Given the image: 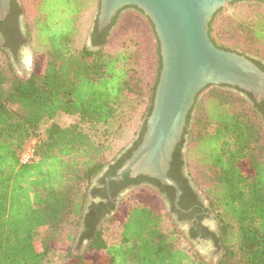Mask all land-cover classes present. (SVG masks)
Instances as JSON below:
<instances>
[{"label": "trees", "instance_id": "16d2710c", "mask_svg": "<svg viewBox=\"0 0 264 264\" xmlns=\"http://www.w3.org/2000/svg\"><path fill=\"white\" fill-rule=\"evenodd\" d=\"M99 7L100 0H11L0 21V264H41L55 249L65 250L64 264H207L165 210L125 196L104 221L87 212L93 180L126 148L119 146V108L148 86L135 149L161 68L157 42V77L146 84L135 67L143 56L107 50L108 30L99 32L96 21L88 47L84 32ZM247 7L227 19L225 39L255 49L264 60V3ZM24 10L27 22L21 21ZM14 32L39 58L25 79L11 60H17ZM252 61L264 71V63ZM206 89L180 146L188 175L216 219V264H264V101L225 86ZM60 116L72 123L61 126ZM29 143L34 158L21 164ZM121 163L110 167L112 174ZM112 222L120 233L108 244L106 224ZM84 242L85 251L75 254Z\"/></svg>", "mask_w": 264, "mask_h": 264}, {"label": "water", "instance_id": "95a60500", "mask_svg": "<svg viewBox=\"0 0 264 264\" xmlns=\"http://www.w3.org/2000/svg\"><path fill=\"white\" fill-rule=\"evenodd\" d=\"M233 1L240 0H100L98 31L123 8L137 9L152 23L161 64L142 140L107 183L126 173L144 175L174 186L179 196L166 172L197 96L208 87L225 86L250 94L257 104L264 99V71L250 58L220 48L209 36L214 14ZM10 3L0 0V21Z\"/></svg>", "mask_w": 264, "mask_h": 264}, {"label": "rangeland", "instance_id": "374dc122", "mask_svg": "<svg viewBox=\"0 0 264 264\" xmlns=\"http://www.w3.org/2000/svg\"><path fill=\"white\" fill-rule=\"evenodd\" d=\"M15 1L16 3L21 4V0H15ZM251 3H255V0L233 1V2H230L224 5V7L219 9L214 14L211 22L209 23V36L214 44L218 45L219 47L223 49L240 53L252 60L254 59L256 61H260L264 63V60H262L263 56H261L260 52L256 51L253 48H249L248 46L242 45V44L231 43L229 42V40L225 39V37L228 35L227 27L225 26V22L227 21V19L234 17L235 15L245 14L249 9V7L247 6ZM96 15L98 14H95L89 20L87 30L85 29V32H84L85 43L87 44L88 47L93 46L90 35L95 26V21L97 25ZM29 18H30L29 11L24 10L23 16H21V21L24 19V22H27ZM112 22L113 21H111V23L105 27L108 30L107 34H108V39H109V43L106 46L107 50L112 51V52L113 51L121 52L122 54L126 56H128L130 53H136V54H139V56H143L144 68H141L143 61L141 64L139 61H137L135 64V67L138 69V72L142 75L144 81L146 79V84L152 83V81L156 79L157 72H158V69H157L158 68L157 41H156L154 33L152 32V28L148 24V20L137 9L133 7H125L119 12L114 23ZM136 27H141L142 29L141 30L138 29L136 33L135 32L132 33ZM222 27L225 28V32H224L225 36L221 37L218 35V31ZM38 59L39 58H36V59L34 58L29 45H25L21 49L19 60L18 59L16 60L15 57L11 55V60L14 65L15 72L17 76L22 79H25L29 76V74L31 73L32 67L34 65V62ZM147 87L148 86L145 87L144 93L141 95H130L125 101L124 105L120 107L118 110L116 121L118 120V124L120 128L118 131L119 146L125 145L127 147L132 142H134V140L137 138L136 134L140 131L142 127V124L145 119L146 109L149 104V91H148L149 89ZM206 91L207 89L201 92L197 96L195 104L188 114V116L190 115L188 125H187V119H186V125H185L182 136L185 137L186 133L191 129L194 118L196 116L197 104L200 102V100L203 97V93ZM57 122L61 126H68L69 124L72 123V119L67 116H60L57 119ZM46 127H47V124H44L39 127L38 130L41 135H43V132L46 129ZM31 144L32 143H29L28 145H31ZM184 151H185V147H184ZM186 169L188 168L186 167ZM190 172H191V175L195 179H198L197 172L194 168L190 167ZM93 183L96 184V178L93 180L92 184ZM125 196L128 197V199H132V200L135 199L139 202L146 203L154 210H161V211L165 210L160 197L158 196L157 193H155L151 189H147V188L134 189L131 191H127L123 195V198ZM204 201L206 200L204 199ZM209 215H210V218L209 217L205 218L204 223L211 226V230L215 233V236H216V233H217L216 219H215L214 214L211 212V210L209 212ZM117 219H119V217ZM106 226H107V232L104 237L107 243L110 244V243L116 242L119 238V233H120V228L118 224L116 222H112V223L106 224ZM175 226L177 227V230L183 236L184 242H186L194 252L202 256L207 262V264L217 263V260L220 255V250L216 248V245L211 243V241L209 240L200 241L199 243H192V242L186 241L185 240L186 239V235H185L186 227L185 226L182 227V225L180 224L178 225L176 224ZM81 232H82V228L80 227L77 230V236H79ZM85 249H86V243L84 242L81 246L74 247L72 251L75 254H81L85 251ZM64 256H65L64 249L63 250L55 249L51 251L44 258L41 264H64Z\"/></svg>", "mask_w": 264, "mask_h": 264}, {"label": "flooded vegetation", "instance_id": "af4514ba", "mask_svg": "<svg viewBox=\"0 0 264 264\" xmlns=\"http://www.w3.org/2000/svg\"><path fill=\"white\" fill-rule=\"evenodd\" d=\"M13 39L16 43L14 52L16 58L19 60L20 51L25 45L22 42V35L21 38H18L17 33L14 32ZM262 101H264V99ZM138 139L139 133L134 142L127 146L119 154L117 159L108 167L104 168L96 177V184L93 183L91 185L90 197L87 205L89 208L87 212L93 213L97 219L104 221L106 218H109L114 214L123 195L127 191L138 188L151 189L158 194L164 205L165 211L175 225L180 224L182 227H186V241L199 243L200 241L209 240L214 244L215 233L211 230L210 225L204 223L205 218H210V208L208 204L205 203L206 201H204V197H202L201 193L194 187L189 178L185 164L184 147L180 146L183 139L182 136L173 150L169 167L166 172L167 176L176 183L180 191L179 196H177V190L174 186L163 184L158 179L144 175L130 177L129 174L126 173L120 180L116 181L111 179L107 183V179L116 175L118 169L137 148L141 140L136 148L133 149L134 145L138 142ZM118 161H122L121 166L115 169V173L112 174L110 167L114 168Z\"/></svg>", "mask_w": 264, "mask_h": 264}, {"label": "built area", "instance_id": "2783aa9c", "mask_svg": "<svg viewBox=\"0 0 264 264\" xmlns=\"http://www.w3.org/2000/svg\"><path fill=\"white\" fill-rule=\"evenodd\" d=\"M34 158V146L33 144L27 145L25 149L20 154V163L26 164L33 160Z\"/></svg>", "mask_w": 264, "mask_h": 264}, {"label": "bare ground", "instance_id": "6f19581e", "mask_svg": "<svg viewBox=\"0 0 264 264\" xmlns=\"http://www.w3.org/2000/svg\"><path fill=\"white\" fill-rule=\"evenodd\" d=\"M141 167H142V165H141Z\"/></svg>", "mask_w": 264, "mask_h": 264}]
</instances>
